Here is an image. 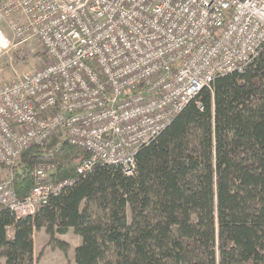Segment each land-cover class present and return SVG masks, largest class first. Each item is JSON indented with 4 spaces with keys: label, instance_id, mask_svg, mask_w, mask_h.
Returning a JSON list of instances; mask_svg holds the SVG:
<instances>
[{
    "label": "built area",
    "instance_id": "1",
    "mask_svg": "<svg viewBox=\"0 0 264 264\" xmlns=\"http://www.w3.org/2000/svg\"><path fill=\"white\" fill-rule=\"evenodd\" d=\"M35 37L47 56L0 82V206L16 216L73 183L42 162L20 198L13 167L52 137L97 163L133 174L138 149L155 138L216 76L242 68L264 46V0H2L0 55Z\"/></svg>",
    "mask_w": 264,
    "mask_h": 264
},
{
    "label": "trees",
    "instance_id": "2",
    "mask_svg": "<svg viewBox=\"0 0 264 264\" xmlns=\"http://www.w3.org/2000/svg\"><path fill=\"white\" fill-rule=\"evenodd\" d=\"M52 137L13 167L20 198L42 162L72 184L33 215L0 206V259L33 263V231L72 228L75 264H264V46L241 71L218 75L135 156L133 174ZM1 165V164H0ZM4 167L3 165H1Z\"/></svg>",
    "mask_w": 264,
    "mask_h": 264
},
{
    "label": "rangeland",
    "instance_id": "3",
    "mask_svg": "<svg viewBox=\"0 0 264 264\" xmlns=\"http://www.w3.org/2000/svg\"><path fill=\"white\" fill-rule=\"evenodd\" d=\"M13 44L0 55V82L8 81L17 75L32 71L43 66L47 56L35 37ZM7 169L0 165V178ZM33 263L34 264H73L74 247L79 244L80 237L72 228L64 233H56L55 237L66 246L63 248L58 241L51 240L43 228L33 231Z\"/></svg>",
    "mask_w": 264,
    "mask_h": 264
},
{
    "label": "crops",
    "instance_id": "4",
    "mask_svg": "<svg viewBox=\"0 0 264 264\" xmlns=\"http://www.w3.org/2000/svg\"><path fill=\"white\" fill-rule=\"evenodd\" d=\"M2 0H0V2H1ZM0 264H4V259L3 258H1L0 259ZM73 264H75L74 262H73Z\"/></svg>",
    "mask_w": 264,
    "mask_h": 264
}]
</instances>
